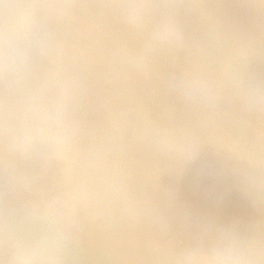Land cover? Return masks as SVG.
Here are the masks:
<instances>
[{"label": "clouds", "instance_id": "1", "mask_svg": "<svg viewBox=\"0 0 264 264\" xmlns=\"http://www.w3.org/2000/svg\"><path fill=\"white\" fill-rule=\"evenodd\" d=\"M0 264H264V0H0Z\"/></svg>", "mask_w": 264, "mask_h": 264}]
</instances>
